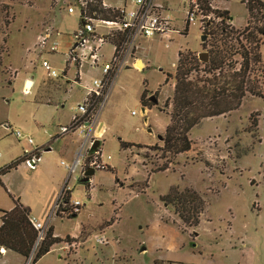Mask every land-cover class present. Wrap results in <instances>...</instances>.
Returning a JSON list of instances; mask_svg holds the SVG:
<instances>
[{
    "label": "rangeland",
    "instance_id": "1",
    "mask_svg": "<svg viewBox=\"0 0 264 264\" xmlns=\"http://www.w3.org/2000/svg\"><path fill=\"white\" fill-rule=\"evenodd\" d=\"M70 1L0 0V166L3 159L9 163L35 147L44 158L38 163L43 171L18 165L6 174L5 186L0 187L1 205L13 204L10 194L35 211L46 210L50 215L48 224L57 236L67 235V242H79L69 252L61 248L63 242L56 244L49 255L54 264H154L159 255L171 256L175 264H264V38L260 45L262 67L254 75L261 83L263 97L246 93L237 109L201 120L204 122L190 130V150L176 156L166 154L171 161L169 171H151L166 161L162 151L155 149L162 146V140H153V134L169 122L165 112L170 106L164 107V102L172 96L174 80L165 82V78L175 73L178 51L191 50L196 56L206 52L209 57L211 46L201 45V34L210 43L213 39L207 33L216 31L222 21L243 29L248 20L245 4L242 0H209L210 11L203 9L202 15H207L198 26L201 18L198 24L183 25L187 0H161L172 26L181 29V35L141 38L135 51L114 68L109 83L110 74L107 76L100 103L110 88L99 113L103 132L96 139L100 141L102 163L112 169H95L87 185L80 181L81 167L69 174L66 165L77 157L87 165L83 161L90 144L80 143L88 139L89 125L83 126V133H79L82 127L62 136L58 130L75 114L85 85L100 79L103 73L99 67L82 63L78 69L69 64L66 74H62L73 32L80 25L78 10L67 11ZM104 1L110 6L123 2ZM223 10L229 12L231 21L220 16ZM249 20L253 26V19ZM45 32L51 37L42 43ZM53 42L57 45L55 51L50 50ZM230 42L237 46L235 40ZM100 53L103 60L110 59L112 46L105 43ZM137 56L144 62L141 68L132 64ZM232 58L240 60L238 55ZM43 60L56 71V77H48ZM77 76L81 84L74 82ZM26 77L34 83L28 91L22 87ZM48 80V87L40 91L41 82ZM143 89L147 90L144 100L149 105L154 103L150 96L156 100L145 111L140 102ZM40 96H49L52 103H39ZM252 117L257 119L255 126ZM81 120L87 119L83 116ZM12 131H19L24 138L18 139ZM151 140L149 145L130 147L131 152L120 146V141ZM133 155L138 163L131 160ZM179 155H184L180 162ZM94 156L99 162V155ZM188 164L195 165L181 166ZM184 180L194 185L188 187L197 189L206 204L194 228H183L172 207L160 200L171 184L187 188L179 186ZM63 189L70 190L69 201L81 203L76 217L53 213ZM111 220V224H105ZM80 223L84 224L80 234L70 236L78 231ZM97 237L106 243L96 242ZM169 242L176 243V248H165ZM34 247L25 264L33 257L37 245ZM158 247H164L161 253Z\"/></svg>",
    "mask_w": 264,
    "mask_h": 264
},
{
    "label": "trees",
    "instance_id": "2",
    "mask_svg": "<svg viewBox=\"0 0 264 264\" xmlns=\"http://www.w3.org/2000/svg\"><path fill=\"white\" fill-rule=\"evenodd\" d=\"M100 1L94 0L90 6V10L95 11L96 17L107 20L116 19L118 17L117 12L103 7ZM198 1L203 9L210 11L209 0ZM242 2L245 4L248 13L246 24L243 29L238 30L223 24L222 21V25L219 24L216 31L212 30L210 34L207 33V35L212 36L213 41L210 43L205 41L201 44L205 48L208 44L211 46L206 62L200 61L195 52L191 50L178 51L175 73L173 75L166 74L165 78V82H168L169 79L174 80L172 96L164 102V107L170 106V111L165 112L169 116V122L163 133L162 146L155 148L162 151V157L166 161L155 170H151L152 172H160L169 168L168 163L171 161L166 154L176 156L190 150L192 145L189 138L190 130L197 126L201 120L224 115L237 109L246 93L263 97L261 83L254 75L262 67L260 45L264 38V3L261 0H242ZM220 16L231 21V16L227 10L221 11ZM249 19H253V26L250 25L251 20ZM108 39L109 43L121 44L124 41V35L115 32ZM231 40H235L237 46L230 44ZM235 55L239 56V61L232 58ZM67 69L68 63L65 62L63 75L66 74ZM113 75L114 73L111 72L108 76V83L111 82ZM261 76L264 77L262 72ZM75 81H77L76 78ZM145 93L147 90L143 89L140 102L144 108H151L156 104V100H151L153 96H150V100L154 103L149 105L144 100ZM101 97L96 99V105L100 103ZM160 110L163 111V109ZM84 118L89 120L90 113L86 114ZM251 120V124L255 126L257 119L252 117ZM120 146L123 149L133 146L142 147L140 144L124 141H120ZM38 150L39 148L34 149L32 154L39 155ZM94 155L97 154H90L87 151L83 161L87 163V165L83 164L84 170L89 167L88 163L97 157ZM27 159L28 154L23 153L22 156L0 166V185H2L1 177L3 175ZM108 169L111 168L108 167ZM63 190V200L68 202L70 199L69 192ZM8 195L12 200L13 207L9 210H0V247L14 251L28 259L35 248L34 246L37 245L29 262V264H35L54 245L67 242L70 239L67 235L64 238L55 236L53 226L48 225L44 236L38 240V233L29 221L30 215L19 198ZM160 200L165 205L172 207L173 213L180 219L183 228L197 227L200 215L206 205L201 194L195 189L191 187L180 189L177 185L169 187L167 193L161 195ZM76 215L77 213H73L67 218ZM111 223L112 220L105 222V224ZM37 240L38 244L36 243Z\"/></svg>",
    "mask_w": 264,
    "mask_h": 264
},
{
    "label": "built area",
    "instance_id": "3",
    "mask_svg": "<svg viewBox=\"0 0 264 264\" xmlns=\"http://www.w3.org/2000/svg\"><path fill=\"white\" fill-rule=\"evenodd\" d=\"M94 0H71L67 5L68 13H73L78 10V17L80 25L73 32V44L66 55V61L69 64L76 65L77 69L82 63H88L90 66L99 67L103 73L100 79H93L90 86L87 88L85 99L77 105V114L72 117L71 123L64 126H59V135L67 134L69 131L79 130L83 133V123H89V120L81 122V118L90 113V119L96 116L98 109H96V99L102 96L105 86L106 77L113 72L114 68L119 67L118 63L125 61L128 53H133L137 48V42L141 38L152 37L155 35L167 37L171 33H178L181 35V29L172 26V20L168 14L166 6L161 0H123L119 6H110L104 0L100 1L103 7L113 9L117 12L118 17L113 20L99 19L96 17L95 11L90 10V6ZM187 10L183 18V25L186 23H197L198 26L202 24V18L206 17L203 13V8L198 0H187ZM203 27V26H202ZM118 32L124 35V41L121 44L109 43L110 36ZM51 37V33L45 32L41 36V42L45 43ZM168 38V37H167ZM105 43L112 46L113 53L110 59L103 60L104 57L100 51ZM57 45L53 42L50 45V50L55 51ZM42 67L47 72L48 77H56V71L45 60L42 61ZM75 81V79H74ZM25 91H27L25 89ZM18 139L24 138L19 131H12ZM29 144H32V139L27 138ZM91 145V142H90ZM36 149V148H34ZM33 149V150H34ZM28 154V159L24 162L28 167L33 168L37 162L36 155L31 152ZM95 154L99 155L97 151ZM63 163V162H61ZM64 164V163H63ZM89 165L94 169H105L106 165L96 158L89 162ZM81 167L83 172V164L77 157L71 165H66L68 173L71 174ZM64 190L59 194L54 207L53 213L58 212L61 216H69L73 213H78L81 208V203L75 201L63 200ZM29 221L38 233V240L44 236L45 227L37 221L34 217H29ZM96 242L106 243L102 237H97ZM75 240L63 242L62 249L70 251L77 246Z\"/></svg>",
    "mask_w": 264,
    "mask_h": 264
},
{
    "label": "crops",
    "instance_id": "4",
    "mask_svg": "<svg viewBox=\"0 0 264 264\" xmlns=\"http://www.w3.org/2000/svg\"><path fill=\"white\" fill-rule=\"evenodd\" d=\"M139 61V65H140V68L144 65V62L141 60V58L139 57V56H137V57H135L134 58V60L132 61V64L136 67L137 65V62ZM68 68H69V66H68ZM66 79H69L68 77H65ZM27 79H30L31 80V86H30V88H25L26 90H30L32 87H33V85H34V83H33V80H32V78H29V77H26L25 79H24V83H23V86L22 87H25V82H26V80ZM76 79H77V81H74V82H77L78 84H81L80 82H81V79H80V77L79 76H77L76 77ZM49 81L50 80H48V82L46 81H42L41 82V84L39 85V89H40V91H42V90H45V87H48V83H49ZM53 81V80H52ZM55 82V81H54ZM58 82V81H57ZM67 82H69V81H67ZM59 83V85H60V87H61V84H60V82H58ZM90 86V84H86L85 85V87H84V90H85V92H84V94H83V97H82V100L80 101V102H78L77 103V105L79 104V103H81L84 99H85V97H86V93H87V88ZM59 87V88H60ZM52 88V87H51ZM109 88H110V85L108 86V89H107V91H106V94H105V96H104V98H103V100L101 101V103H100V105H99V107H98V112L96 113V116L95 117H93L92 119H89V123H86V122H84L83 123V125H89V130H87V133L89 132L90 134H88L89 136H88V139H87V137H85L82 141H81V143H80V146H83L84 144H86L87 142H88V144H90V142H92L94 139H96V138H99L101 135H102V132H103V126H104V124H103V122L99 119V113H100V111H101V108H102V106H103V104H104V101H105V99H106V97H107V94H108V92H109ZM49 89V88H48ZM53 89V88H52ZM55 89H57L56 87H55ZM41 97V96H40ZM39 97V99L37 100L39 103H46V104H51L52 103V100L50 99V97L49 96H44V97H41L40 98ZM46 98V99H45ZM76 108H77V106H76ZM147 108H144V111L146 110ZM75 114H77V110H76V112H75ZM74 114V115H75ZM73 115V116H74ZM72 116V117H73ZM72 117H71V120H72ZM71 120L69 119V123L68 124H70L71 123ZM208 120H211V119H208ZM202 122H204V121H202ZM201 122V123H202ZM200 123V124H201ZM167 126V125H166ZM166 126H165V128H166ZM5 127H9L8 125H6ZM165 128L162 130V131H158V132H156V134H153V140L156 138V139H158V135H160L162 132H164V130H165ZM73 132V131H72ZM148 132H150V130H148ZM48 133L50 134V132L48 131ZM80 133V132H79ZM63 135H65V134H63ZM155 135V136H154ZM60 136H62V135H60ZM92 136V137H91ZM88 140V141H87ZM153 140H151L149 143H138V142H130V143H133V144H144V145H149V144H151V143H153ZM100 146V145H99ZM90 147V146H89ZM36 148V147H35ZM38 148V147H37ZM49 148L47 147L45 150H48ZM89 149V148H88ZM128 150L131 152V149L130 148H128ZM88 151V150H87ZM86 151V152H87ZM100 153V152H99ZM79 154V152H76L75 153V155L77 156ZM184 155H179V156H177V159H178V161L180 162V160H181V158L183 157ZM76 158V157H75ZM99 159H100V161L102 162V160H101V155L99 154ZM131 160H133V162H137L138 163V160H135V158H134V155L131 157ZM1 161V160H0ZM9 160L8 159H3L2 160V166L3 165H5V164H7V162H8ZM42 161H44V158L42 157V155H40V153H39V158H37V162L35 163V166L33 167V168H30V167H28L25 163H21L20 165H19V167L20 166H23L24 168H25V166H26V168L25 169H29V170H32V171H43L44 170V168H43V165H41V164H38L39 162H42ZM183 163V162H182ZM197 163H200V162H197ZM196 163V164H197ZM177 165H179V163L177 164ZM191 165H195V164H191ZM190 164H188V165H181V166H183L184 168H186V167H189V166H191ZM46 166V165H45ZM106 166H108V165H106ZM108 167H110L111 169H112V167L111 166H108ZM184 168H183V170H184ZM82 171V170H81ZM164 171H169V169H166V170H164ZM164 171H162V172H164ZM6 177V174L5 175H3L2 177H1V182H2V185H0V187H4L5 185V183H4V178ZM89 181H91V178H90V180ZM170 186H172V184L171 185H169V187ZM181 188H184V187H188V186H194V185H192L191 183H189V182H187L186 180H184V181H181L180 182V185H179ZM169 187H168V189H169ZM148 188V187H147ZM197 190V189H196ZM69 191V196H70V190H68ZM161 195H164V194H161ZM20 200V199H19ZM23 206H24V208L26 209V211L28 212V214L30 215V217H34L37 221H39L44 227H46L47 225H49L48 224V220H49V214H47L46 215V210H44V211H42V210H38V211H35L34 209H32V208H29V207H27V204L25 203V204H22ZM13 207V204H11L10 206H8V205H6L5 204V206H2L1 205V203H0V210H9V209H11ZM79 213V212H78ZM0 215H1V213H0ZM77 216V215H76ZM76 216H74V217H76ZM202 219V215H201V217H200V220ZM200 222V221H199ZM0 223H1V221H0ZM84 224H82V223H80L79 225H78V231L76 232V233H72V234H69L70 236H72V237H77L79 234H80V232H81V227L83 226ZM110 226V225H109ZM53 232H54V229H53ZM54 235L55 236H57V234H55V232H54ZM195 236H196V234H195ZM59 237H61V238H63V236H59ZM88 238V237H87ZM87 240V239H86ZM85 240V241H86ZM85 241H83L82 243H85ZM79 243V242H78ZM55 246V245H54ZM54 246L45 254V255H43L35 264H42V263H47V264H50V263H52V264H54V262H53V259L52 258H50L49 257V255L53 252V249H54ZM176 243H172V242H169V243H166V245L164 246L165 248H168V249H175L176 247ZM164 247H158L157 249H158V252L159 253H161L162 252V249L161 248H164ZM142 250H144V247L142 248ZM167 250V249H166ZM168 251V250H167ZM77 253V252H76ZM76 253H74V254H76ZM57 258H60L59 256L57 257ZM27 260L28 259H25L23 256H21L20 254H18V253H16V252H14V251H11V250H6L5 248H3V247H0V264H25L26 262H27ZM154 264H175V261L172 259V257L171 256H167V255H159V258L157 257V259H155L154 260Z\"/></svg>",
    "mask_w": 264,
    "mask_h": 264
},
{
    "label": "water",
    "instance_id": "5",
    "mask_svg": "<svg viewBox=\"0 0 264 264\" xmlns=\"http://www.w3.org/2000/svg\"><path fill=\"white\" fill-rule=\"evenodd\" d=\"M206 37L207 36L205 34H201L200 40H201L202 43L205 42ZM197 56H198L199 60L202 61V62H206L208 60V53H206V52H201ZM137 66H139V61L137 62ZM31 84H32L31 83V80L30 79H27L26 82H25V88L26 87L27 88H30ZM151 100L155 101L154 98H152ZM142 111H144V108H142ZM158 139L159 140H162V136L161 135H158ZM99 145H100L99 139H94L91 142V145H90V147L88 149V153H90V154L96 153L97 150H98ZM36 158H39V155H36ZM93 173H94V168L91 167V166H89L88 168H86L83 171L82 177H81L80 181L82 183L89 182V180H90L91 176L93 175Z\"/></svg>",
    "mask_w": 264,
    "mask_h": 264
},
{
    "label": "bare ground",
    "instance_id": "6",
    "mask_svg": "<svg viewBox=\"0 0 264 264\" xmlns=\"http://www.w3.org/2000/svg\"><path fill=\"white\" fill-rule=\"evenodd\" d=\"M26 89H27V87H26Z\"/></svg>",
    "mask_w": 264,
    "mask_h": 264
},
{
    "label": "clouds",
    "instance_id": "7",
    "mask_svg": "<svg viewBox=\"0 0 264 264\" xmlns=\"http://www.w3.org/2000/svg\"><path fill=\"white\" fill-rule=\"evenodd\" d=\"M28 91V90H27Z\"/></svg>",
    "mask_w": 264,
    "mask_h": 264
},
{
    "label": "flooded vegetation",
    "instance_id": "8",
    "mask_svg": "<svg viewBox=\"0 0 264 264\" xmlns=\"http://www.w3.org/2000/svg\"><path fill=\"white\" fill-rule=\"evenodd\" d=\"M95 170V169H94Z\"/></svg>",
    "mask_w": 264,
    "mask_h": 264
}]
</instances>
